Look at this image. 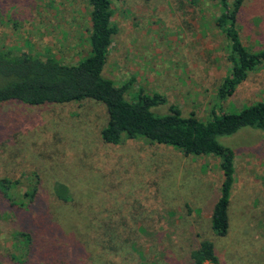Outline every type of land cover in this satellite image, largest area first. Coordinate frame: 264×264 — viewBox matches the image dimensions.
I'll use <instances>...</instances> for the list:
<instances>
[{"label":"rangeland","instance_id":"obj_1","mask_svg":"<svg viewBox=\"0 0 264 264\" xmlns=\"http://www.w3.org/2000/svg\"><path fill=\"white\" fill-rule=\"evenodd\" d=\"M110 2L116 32L103 75L127 85L128 101L157 94L154 114L176 106L204 122L264 104V61L219 97L231 60L214 24L217 0ZM237 16L242 43L264 49V0H243ZM90 28L88 0H0V50L76 64L90 54ZM107 116L94 99L0 103V264H41L59 253L65 264H193L203 240L212 242L216 263L202 264H264L260 129L217 137L234 153L228 231L218 236L210 218L223 181L220 157L141 136L108 143ZM20 231L31 233L30 247Z\"/></svg>","mask_w":264,"mask_h":264},{"label":"trees","instance_id":"obj_2","mask_svg":"<svg viewBox=\"0 0 264 264\" xmlns=\"http://www.w3.org/2000/svg\"><path fill=\"white\" fill-rule=\"evenodd\" d=\"M242 1L217 0L218 12L214 24L225 36L231 60V69L218 89L220 98L231 95L236 86L264 61V49L251 51L241 41L237 14ZM88 4L91 22L90 54L76 64H63L31 53L15 54L9 50H0V103L20 101L37 105L94 99L103 103L107 110V122L101 135L108 143L117 144L122 137L141 136L153 142L171 145L185 154L219 156L223 181L210 220L211 228L218 236L226 235L229 195L234 180V153L220 144L217 137L233 134L242 127L257 128L264 134V104H250L238 112L223 113L204 122L192 115L183 116L176 106H170L167 114H154L151 107L163 100L157 94L141 95L136 101H128L124 95L127 85L116 86L112 79L103 75L112 37L116 32V26L111 21V2L88 0ZM63 190L59 188L55 192L67 200ZM29 194L33 198L34 190ZM19 234L26 246L30 247L31 233L20 231ZM191 259L193 264H202L204 260L216 263L212 242L201 241L192 250ZM63 260L59 253L48 258L42 257L41 264H65Z\"/></svg>","mask_w":264,"mask_h":264}]
</instances>
